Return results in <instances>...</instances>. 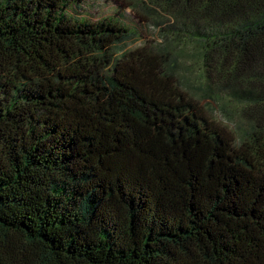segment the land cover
Instances as JSON below:
<instances>
[{"label": "trees", "instance_id": "16d2710c", "mask_svg": "<svg viewBox=\"0 0 264 264\" xmlns=\"http://www.w3.org/2000/svg\"><path fill=\"white\" fill-rule=\"evenodd\" d=\"M121 1L0 0V264H264V0Z\"/></svg>", "mask_w": 264, "mask_h": 264}, {"label": "rangeland", "instance_id": "374dc122", "mask_svg": "<svg viewBox=\"0 0 264 264\" xmlns=\"http://www.w3.org/2000/svg\"><path fill=\"white\" fill-rule=\"evenodd\" d=\"M71 10L89 18H97L106 14L120 15L123 20L137 30L136 37L121 44L124 47H133L139 44H144L145 46L158 45L161 42L158 28L149 21L139 18L129 6H124L121 0H78L76 5L71 7ZM172 52L175 57L174 69L178 72L176 79L180 82L181 87L198 100L203 111L221 124L226 125L229 129H232L234 133H239L243 123L236 115V111L234 109H221L219 99L208 94L205 88L198 86L194 80L195 74H193V71H195L196 65L195 63L191 66L186 64L190 54L188 48L184 47L179 50L174 47Z\"/></svg>", "mask_w": 264, "mask_h": 264}]
</instances>
